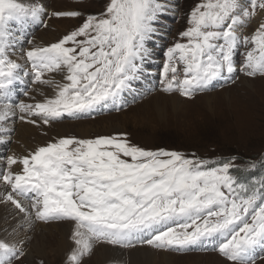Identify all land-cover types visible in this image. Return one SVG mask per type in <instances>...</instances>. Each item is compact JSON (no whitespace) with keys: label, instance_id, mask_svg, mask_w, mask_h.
<instances>
[{"label":"snow or ice","instance_id":"6c2138e0","mask_svg":"<svg viewBox=\"0 0 264 264\" xmlns=\"http://www.w3.org/2000/svg\"><path fill=\"white\" fill-rule=\"evenodd\" d=\"M258 9L264 11V0H250L249 7H242L240 0H206L193 9L192 26L182 33L187 43L167 49L163 68L167 78L169 72H177L175 61L183 62L185 78L166 79L165 90H179L189 98L206 90L217 77L236 70L234 55L240 45H253L244 53L246 74L264 75V22L251 36L242 37L236 27L252 19ZM43 11L40 4L0 0V96L5 98L0 101V130L4 132L9 131L5 125L17 109L40 117L47 125L65 114L92 110L130 88L162 6L157 0H110L104 13L88 15L58 42L28 50L25 55L35 71L33 82L54 85L57 92L43 102L13 104L6 98L19 80L21 65L9 55L14 46L9 25L37 20ZM54 15L74 18L82 13ZM62 69L66 83L43 79L45 72ZM29 122L37 123L35 119ZM122 136L126 134L64 137L39 147L22 159L23 174L9 170L0 175V181L11 188L6 199L26 211L12 193L31 192L36 219L74 221L73 264H80L91 252L94 241L130 247L137 234L148 230L154 235L145 242L161 249H186L220 235L224 240L217 250L228 260L255 264L252 251L264 243V177L241 182L231 174V161L209 168L204 160L179 152L145 150ZM17 162L15 157L8 158L9 166ZM17 251L0 241V264H11Z\"/></svg>","mask_w":264,"mask_h":264},{"label":"rangeland","instance_id":"374dc122","mask_svg":"<svg viewBox=\"0 0 264 264\" xmlns=\"http://www.w3.org/2000/svg\"><path fill=\"white\" fill-rule=\"evenodd\" d=\"M240 1L242 7H249L250 0ZM19 2L30 6L32 5L30 3L41 2V0H19ZM42 2L46 3L47 7V10L44 12V16L47 18L45 24L40 25L38 22H33L32 24L31 19H29L22 24V28L21 25H19V28L16 30L11 29L13 32L14 43L17 44L20 40H15L16 31L23 28L29 30L32 25L31 37L34 39H32V41L26 46L28 47V50H30V47L32 49L34 47L44 48L58 42L64 35L81 26L88 15H99L104 13L110 0H42ZM205 2L206 0H166L164 9L165 15L161 18L160 24H158L159 28H163L159 29L161 37L159 36L158 40L165 45L170 43L172 38L177 36H179V39L187 41L186 37H182V33L192 26L190 23L191 12L199 4ZM43 8L45 7L43 6ZM59 11H80L82 15L74 18L55 16L54 13ZM261 22H264V11L258 9L257 14L252 19L248 20L243 25L236 26L239 35L242 37L253 35ZM9 27L11 28V24ZM15 27L16 24L14 23L12 28ZM43 31L46 32L45 35H48L49 39H51L50 36L52 35L56 39L53 41H45L47 44L39 41V34ZM27 33L31 34L29 31L25 32L26 36ZM48 36L46 37L48 38ZM26 40H31V38L27 36ZM41 42L42 44H45L42 47H40ZM15 44L13 48H18ZM252 47L253 45L251 44L248 46L242 45L238 51L246 53ZM23 49L25 50V47L22 48V52L20 53H12L9 50V55L12 60L16 61L14 57H11V55L16 54L20 56L22 55L24 61L22 60L21 62L23 67L17 70L19 72V80L13 84L15 88L6 99L10 100L17 96L18 93L20 94V97L17 101H13L14 104L20 101H23L26 104H35L43 102L49 98H54L57 92L54 85L33 82L35 71L31 66L32 62L28 60L25 55L28 50L23 51ZM239 54L242 56L243 53ZM240 61L242 64V71L238 73L234 81L219 84L212 88H209L208 86L203 92H195L191 98L177 93V95H180L181 99H184L180 101V104L178 105L173 104L170 98H166V96L175 93L170 94V91H166V87H164L146 93L145 96L137 102H125L113 109V111H108L99 115H95L92 111L81 112L76 115L65 114L56 120L50 121L47 125L42 122L40 117H32L28 116L26 113L19 112L20 114L37 121L34 125H36L35 128L38 129L40 135H47V129H55L54 125L58 123H67L70 126L69 131L66 133L67 135L57 136L51 134V139L44 142V144L37 146L35 149H32L33 152L26 156H30L39 147L46 146L49 143L58 142L60 138L64 137L94 139L99 136L126 134V136H122L121 138L126 139L130 144L145 150L179 152L186 158H198L206 162L219 159L230 152L245 156L255 155V158L260 159L264 153V75L257 74L254 77L248 76L246 74L247 69L243 67L245 63L244 54ZM24 73H27V75H24ZM65 75L66 70L64 69L54 72H45L43 79L63 84L67 82L64 79ZM33 85L37 86V88H33ZM16 89H20L19 92H16ZM47 90H52L49 92V96L48 93H45ZM25 92H27V95L24 94ZM17 111L19 110L17 109ZM19 121L22 120L20 119ZM78 121H81L84 127L88 126L90 128L88 130L90 136L83 137L78 134L77 124H80ZM43 128H45V130ZM8 132L15 133L14 131ZM0 142V175L9 170L15 174H23L22 160H18L17 158L18 165H16L17 163L10 166L8 165V158L15 156L12 154L11 150V145L14 141L8 140L4 142V140H0ZM14 143L17 144V146L22 145L21 142L17 140ZM227 158L230 159L229 161H231L233 165H244L246 160H249L236 155ZM254 161L256 160L252 159L250 164H253ZM14 165H16L15 169L19 166V170H14ZM231 174L235 175L234 173ZM2 194L3 193L0 191V200L6 201L7 195H5L4 199L1 196ZM7 202L10 203L11 201L7 200ZM20 203L26 211H21L14 206L15 204L13 206L19 213L21 212V214H29L30 216L32 214L33 218L36 220V222H34L32 219L35 224H40L41 222L47 226L52 223H62L65 225L72 222L75 224L74 221L69 219H57L47 222L40 221L35 217V209L32 208L33 201ZM27 210H29L31 214L29 212L25 213ZM250 216L251 214H249L248 217L249 222ZM67 227H69V225ZM40 229V232H46L43 228ZM72 229L73 230L68 233V239L74 246L73 234L75 227L72 226ZM35 230L36 225H34L32 229L30 228V237L23 241L18 240V244L12 242L11 238H8L7 236H0V241L12 244L18 250L17 257H14L11 260V264H73L70 259L71 254L74 251L72 247L61 256L47 254L49 257L47 255H41L40 257L36 253H33L29 258L26 257L36 237H39L44 245L45 238L47 241L50 240L52 245H55L54 242L58 239V237L50 236L48 234L46 237L38 235ZM189 231H191V229H189ZM205 239H202L196 245L186 249H178L176 247L161 249L149 245L146 242L133 244V246L130 247L122 245L114 246H119L124 249L126 248L127 251L131 250V248L142 246L151 247L158 251H167L170 252L171 255L169 264H234L233 261L228 260L217 250L218 245L223 242L224 237L214 235L211 238ZM103 243L107 244L105 241H97L94 244L101 245ZM17 245L23 246L25 250L22 251ZM107 245H109V243ZM257 246L258 248L254 252L256 259L255 264H264V243ZM96 247L97 246L92 247L91 252L81 259L80 264H145L133 260L131 256L132 254L128 253L121 258L122 261L118 258L110 259L111 257L115 258L113 255H108L107 257L104 255H97L95 254V251L97 250ZM47 250L48 249L45 246V251L47 252ZM50 250L51 249H49V251ZM100 250L102 249L100 248ZM21 252L23 253L22 255L20 254Z\"/></svg>","mask_w":264,"mask_h":264},{"label":"bare ground","instance_id":"6f19581e","mask_svg":"<svg viewBox=\"0 0 264 264\" xmlns=\"http://www.w3.org/2000/svg\"><path fill=\"white\" fill-rule=\"evenodd\" d=\"M29 1H32V0H29ZM30 4H32V5L33 4H40V5L43 4L46 6V3L42 2V0H41V2H35V3H30ZM45 33L46 32L43 31L39 34L40 35V38L38 39L39 41H42L45 44H47V42H45V41H50V40L53 41L54 39H56L53 35L50 36L51 39H49V36L45 35ZM46 36H48V38ZM32 39H34V38H32ZM42 42H41L40 47L45 45V44H42ZM29 49H32V48L30 47ZM11 52L12 53H20V52H22V47L15 48V50H13ZM11 57H14L15 60L17 61V63H20L21 68L23 67V65L21 64L22 60L24 61V59H22V57H23L22 55L20 56V55L13 54V55H11ZM34 87L37 88V86L33 85V88ZM14 88H15V86L12 85L11 86V92L14 90ZM19 90L20 89H16L15 91L19 92ZM51 91L52 90H47L45 93H48V96H49V92H51ZM159 94H162V93H159ZM170 94H173V93H170ZM164 96H166V95H164ZM166 98H170L172 100L173 104H175V105L180 104V101L184 100V99H181L180 95L179 94L177 95V93H175L173 95L166 96ZM2 100H4V99L2 98V96H0V101H2ZM38 100H40V99H38ZM20 115H22V114H20L19 111L16 110V115L11 117L10 120L5 125L6 127L9 128V131H14L15 132L14 134L11 132H4V131L0 130V140H4V142L8 141V140H12L14 142L17 140V141L21 142L22 145H20V146H17V144H15L14 142H13L14 144L12 143L13 146L11 145L12 154L15 155L14 157L18 158V160H22L26 155L33 152L32 149H35L37 146L42 145V144H44V142L51 139L52 138L51 134L57 135V136L67 135L66 133L70 129L69 124L58 123V124L54 125L55 129L54 128L47 129V131H48L47 135H40L38 133V129L35 128L36 125L29 122L30 120H33V118H28L26 116L25 120L19 121ZM82 121H84V120H82ZM78 122H80V124L79 123L77 124L78 125V130H77L78 134L80 136H83V137L84 136H90L89 131H88L90 128L88 126L84 127L82 125L81 121H78ZM43 129L45 130V128H43ZM16 165H18V163ZM16 165L13 166V169L17 171V170H19L20 167L17 166L15 169ZM0 191L3 193L1 196L5 199V195H7L10 192V187L8 185H5L4 182L0 181ZM10 203H8L7 200L6 201L0 200V236L1 237L7 236L8 238H11L12 242L18 244V240L23 241V240L28 239L30 237V235H31L29 233L30 228L32 229V227L34 225H36L35 231L37 232L38 235L46 237L48 234L50 236L58 237L57 241L54 242L55 245H52V243H50V240L47 241L46 238L44 239V241H45V245H44V243L41 241V239H39V237H36L34 239V242L32 243V246L29 250V253L27 254L26 257L29 258L33 253H36L40 257H41V255H47V254H51V255L56 254V256H58V255L61 256L71 247L73 248V250H75L76 246L75 245L73 246L72 243H70L69 239H68V233L71 230H73L72 226L75 227L74 223L70 222V223L65 224V225L62 223H60V224L59 223H52V224H48L49 226H47L46 224H44L42 222L40 224H35V223H33V220H34V222H36V220L33 218L32 214L29 212V210H27V212H25V213L29 212L31 214L32 218L29 214H21V212L19 213L18 210L15 208L16 206L12 203H11L12 204L11 205ZM68 225H69V227H67ZM22 228H25V229H22ZM40 228H43L44 230H46V232L45 233L40 232L41 231ZM53 229H55V230H53ZM9 236H11V237H9ZM95 242H97V241H94L93 245H92V247L97 246L96 247L97 250L95 251V254L104 255L105 257H107L108 255H113L115 257V258L111 257L110 259L118 258V259H120V261H122L121 258H123L125 256V254L128 253V254H132L131 256H132L133 260L143 262L145 264H169L170 260H171L170 252L154 250L151 247H147V246L134 247V248H131V250L127 251L126 248L124 249V248H121L119 246H114V245H110V244L107 245L108 243L107 244L103 243L101 245L100 244H94ZM45 246L48 249L47 252L45 251ZM52 246H55V247H52ZM17 247H19L22 251L25 250V248L23 246L17 245ZM100 248L102 250H100ZM49 249H51V250L49 251Z\"/></svg>","mask_w":264,"mask_h":264},{"label":"trees","instance_id":"16d2710c","mask_svg":"<svg viewBox=\"0 0 264 264\" xmlns=\"http://www.w3.org/2000/svg\"><path fill=\"white\" fill-rule=\"evenodd\" d=\"M236 155L240 156L241 158L249 159L246 160L245 164H239V165H233V168L231 169V173H234L235 176L241 181V182H250L251 179L253 178H261L264 177V153L260 157V159L255 158V155L252 156H245V155H240L234 153H229L224 155L223 157L219 159H214L213 161H207L206 167H218L224 162H229L230 159L227 157ZM256 160L254 161L253 164H250L251 160ZM258 160V161H257ZM252 165H255L253 168Z\"/></svg>","mask_w":264,"mask_h":264}]
</instances>
